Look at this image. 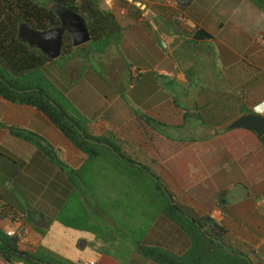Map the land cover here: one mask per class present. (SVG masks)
I'll list each match as a JSON object with an SVG mask.
<instances>
[{"label": "crops", "instance_id": "0c3cea01", "mask_svg": "<svg viewBox=\"0 0 264 264\" xmlns=\"http://www.w3.org/2000/svg\"><path fill=\"white\" fill-rule=\"evenodd\" d=\"M243 1L247 3L250 12L257 7L252 0ZM220 2L221 0H77L76 3L81 4V11L84 10L79 14L86 20L91 40L74 46L72 37L70 41L66 39L68 51L64 54L71 56L67 61L65 74L71 79L67 82L75 85V79L79 82L83 77L79 56H73L72 47L84 48L90 42H109L110 44L105 45L107 50L117 48L123 51L125 48L123 52L132 54L133 51L137 60L132 59L130 67L120 54L121 51L113 49V59L108 62L104 59V48L93 51L90 53V60L84 62L91 67L92 72V65L97 59L96 64L105 67L104 74H108V77L93 72L96 75L87 81L92 87L86 96L91 92L99 101H91L89 98L87 102L88 99L82 98L81 93H76L77 87L74 90L69 86L70 89L66 92L68 99L74 100L78 105L74 106L76 112L95 120L89 130L96 141L100 139L103 143L117 145L121 152L122 149L126 153L131 152L136 156L133 160L141 165L150 162L160 171L177 173L179 182L182 177L185 178L183 183L189 180L185 184L188 190H195L191 189L190 182L200 180L202 183L208 175L214 177L226 170L228 178H234L230 179L229 187L220 185L224 181L217 179L211 183L218 185L213 186L214 193L195 190L185 202L187 206L193 205L197 209L196 211L188 206L196 213L191 214L192 216L210 215L214 218L227 231L225 242L252 260L250 256L253 253H260L264 258V145L252 130L229 129L228 126L243 114L242 100L248 102L250 108L256 105L264 108V95L253 100L250 99L251 93L242 96L240 85L234 87L229 93L232 97L230 108L225 115H221L224 114L220 110L223 106H216L220 116L215 117L211 115L212 106L215 105L216 98L225 95L219 93V90H223L219 87V82H225V76L215 75L211 79L206 76L208 79L201 81L204 79L201 78L203 72H199L202 69L194 67L191 60L193 55L202 56L206 40H217L219 46L227 43L220 38L218 40L216 32L219 31H215L224 25L222 20L218 22ZM89 3L92 4V9L87 8L90 7ZM234 14L236 12L232 16ZM182 17L186 19V23L181 22ZM92 28L97 34L95 38ZM197 29L207 31L212 37H195ZM261 41L264 43V40ZM227 47H218L221 53L219 60L225 66L226 62L239 64L229 61L234 55L237 56V50ZM141 48L147 51L138 50ZM260 48L264 50V46ZM226 51H230L229 57ZM63 52L61 56L64 55ZM147 56L150 61L143 65ZM51 63V60H46L43 65ZM249 66L264 71L261 59ZM254 68L248 67L249 71L246 70L250 80L255 79ZM52 69L54 68H50V71ZM126 70L130 72V84H127L124 75ZM56 71V77L61 81L63 71L57 67ZM259 74L263 75L262 72ZM261 78L264 81L263 76ZM193 80H199L202 84L214 81L217 90L213 89L215 93H212L203 87L194 88L195 85L193 89H186L188 86L192 87ZM163 97L166 99L163 100ZM57 103L61 105L58 101ZM97 104L99 106L96 107ZM133 104L138 106V110L142 109L143 114L171 128V134L165 136L156 126L147 123L138 115ZM70 118L79 124L75 116ZM190 118L196 121L193 123ZM11 127L42 136L43 142L47 146L51 145L59 158L69 166L66 169L79 170L81 175L78 176L85 177L86 182L82 179L77 183L74 177L70 179L66 169L60 168L43 150L25 137L13 134ZM192 130L201 131L200 138L193 137ZM84 131L87 133L86 129ZM109 135L111 137H104ZM112 139L116 141L113 142ZM201 144V147H195ZM101 148L104 156L88 158L43 112L33 105L12 102L0 95V156L4 157L0 159V201L4 203L0 209V228L5 236L11 228L22 233L21 238L9 240L11 246L0 244L15 254H7L9 258L6 259L2 254L3 250H0V264H87L91 260H95L97 264H159L141 255L137 250V243L162 246L161 248L176 255H182L189 249L190 237L161 210L154 213V220L150 222L143 239L137 241L134 238L132 223L134 228H138L143 220L140 222L139 219L149 213L152 207L147 208L149 201L145 202V193L139 187H132L131 165L124 164L118 169L114 168L115 162L112 159L116 158L115 155L111 151L107 153L108 148ZM202 154L209 159L204 160ZM213 154L214 157H211ZM88 162L91 165L86 169ZM192 163L199 165L200 171L197 174L192 173L188 167ZM178 169L182 174L177 172ZM22 173L24 176L19 179ZM100 177H104L106 182H99ZM8 178L18 184L17 190L22 188L26 201L30 198L25 206L9 196ZM44 179L57 189L50 192L49 198L44 197L48 190L38 187L42 186ZM83 184L84 190L81 187ZM68 186L71 187V193L65 196ZM176 191L177 188H174V192ZM70 201H75L74 208L78 209L71 217H77V222H74L76 224L60 219L66 203ZM112 202L115 206L111 205ZM200 202L207 205H199ZM3 209L6 213L2 214ZM120 227L127 230H121Z\"/></svg>", "mask_w": 264, "mask_h": 264}, {"label": "rangeland", "instance_id": "374dc122", "mask_svg": "<svg viewBox=\"0 0 264 264\" xmlns=\"http://www.w3.org/2000/svg\"><path fill=\"white\" fill-rule=\"evenodd\" d=\"M223 2V3H222ZM221 4H219L218 6L221 5V13L219 10V15H218V22H220L222 20V24L223 27L220 28V30H215V31H219L216 32L217 33V39L220 38L221 41L223 42H227L226 44L223 45H218L216 41L213 40H206L203 44L202 47V52H204L201 55L197 56V55H193L191 57L192 60V64L194 65V67H198L202 70H200L199 72H203V75L201 76V78L204 77V79H202L201 81L205 80V79H211L212 77H214L215 75H224L225 76V82H219V87L223 88V90H219V93H224L225 95L221 96L220 98H216L215 100V105L212 106V111H211V115L213 116H220L217 111H216V106L218 107H222L220 110L222 112H224V114L221 115H225L227 110L230 108L232 100H231V96H230V91H232V88H236L237 86L240 85V92L242 93V96H247L246 94L251 93L252 96L250 97V99L256 98L259 95H264V81L262 80L261 76H263L264 78V71L260 70V68H254V66H249L250 64L255 65L256 61H258L259 59L262 60V66L264 67V50L260 47L264 46V43H262L261 40H264V15L262 12H264L261 8H259V10L257 9V7H254V9L252 10V12H250L249 7L247 5V3L243 0H221L220 2ZM233 12H236V14H233ZM219 40V39H218ZM106 44H110L109 42L107 43H95V42H90L87 46H85L84 48H76V47H72L73 49V56L74 55H78L79 56V66H81L82 69V73H83V77L81 78V80H76L75 85L70 84L67 80L71 79L69 76L67 77L65 74H67L66 71V66H67V61L71 56H68V54H64L61 57H58L56 59H52L51 60V64L48 65H42L40 68H37L33 71H29V76L27 77H23L22 75H15L6 65L2 64V62H0V75H2L3 77H5V79H7L9 82H12V84H15V82H18V84L20 83H24L27 82L29 80H31L32 84L34 86H40L42 87L45 92L52 97L53 99H55L56 101H58L62 107L68 112L69 116H75L76 119L79 121V125L81 126L82 129H86L87 133L89 135H91V130H89V126L95 123V120L86 115L83 116L82 113L80 112H76V109L74 108V106L78 105L74 102V100L70 101L68 99V95H67V90L70 89L69 86H71V89L75 87H77L76 89V93H81L82 98L84 99H88L87 102H89V98L91 101L96 100L97 102L99 101V99H97L98 97L93 95V93H89V96H86L87 93L89 92V90H91V85H89L87 83V81L90 80V78L94 75H101L104 77H108V74H104V72H106V69L104 66H102L101 64H96V60H94V63L92 65V72H91V67L89 65H87L84 61H88L90 60V53H92L93 51H97L100 50L101 48H104L106 50L104 59L106 62H108L109 59H113V55H111V51L113 49H116L117 52L121 51L120 54L124 56L126 64H129L131 62L132 59H136L134 58L133 55V51L132 54L131 53H126L123 52L125 51V48L123 49V51L120 49L118 50L117 48H109V50L106 49L105 45ZM250 45L248 48H246V46ZM229 46L232 50L236 49L237 50V56L234 55L233 58L229 59L230 62L233 63H239V64H228L226 62V66L229 68H226V66L219 60V58L221 59V53L219 52L220 49L218 47H227ZM227 47V48H229ZM229 48V49H230ZM103 49V50H104ZM226 48H224L225 50ZM138 50H144L147 51L145 48H141ZM149 51L151 49H148ZM222 51V50H221ZM228 54V57L231 55L230 51H226ZM188 55V54H187ZM249 55H254V57H250ZM227 57V58H228ZM93 59V57H92ZM145 59V63H143V65H146V63L148 61H150V57L147 56L144 58ZM188 60V58H187ZM130 65V64H129ZM56 67L60 70L62 69L63 73L61 72V76H62V80L59 81V79L56 77ZM131 67V65H130ZM254 68L253 74L254 72L255 74V79L254 80H250L249 77H247L246 74V70L249 71V69L247 68ZM50 68H54L52 69V71H50ZM93 72H96V74H94ZM263 73V75L259 74V73ZM125 77L127 79V84H130L131 82V76H130V72L126 70L125 72ZM206 76L208 78H206ZM195 85V86H194ZM196 88V86L199 87H203L204 89H209L212 91V93H215L216 86L214 81H212L210 84L207 83H200L199 80H193L192 83V87L188 86L186 87V89H193ZM215 89V90H213ZM88 91V92H87ZM183 91V89H181V92ZM194 91V90H193ZM208 91V90H207ZM226 92V93H225ZM235 95V94H234ZM77 96V100H78V95ZM243 97V98H244ZM247 98V97H246ZM166 98L163 97V100H165ZM244 102V110H246L247 108L249 109V103L245 102V100H242ZM251 101V100H250ZM130 103L132 104L133 102L130 101ZM164 105V103H163ZM99 106V104L96 105V107ZM133 107L138 111V115L141 116L144 112L143 110H138V106L133 104ZM253 110V108H250ZM78 110H81L80 108ZM85 113V112H84ZM191 119V118H190ZM191 121L194 123L196 120L191 119ZM158 131L160 133H164L165 136H167L168 134H171V128H169L168 126H166L165 124L162 125H158L157 126ZM193 133V137L195 138H200L201 135V131L198 130H192L191 131ZM92 136V135H91ZM95 137V136H92ZM105 138H109L111 137L109 136H104ZM113 142H115V139H112ZM195 141H197L195 139ZM33 142V141H32ZM35 142V141H34ZM33 142V143H34ZM117 146V145H116ZM201 145H197L195 147H201ZM8 147H10V145H8ZM101 148V147H100ZM12 149V147H11ZM102 149V148H101ZM121 150H119L120 152ZM122 155L124 156L123 158L126 160H132V159H136L135 155L131 154V152L126 153L123 149H122ZM211 153H214L213 150H210ZM15 152V150L13 151ZM126 157V158H125ZM214 157V154L211 156ZM210 157V158H211ZM4 158L2 156H0V159ZM202 158L204 160L209 159V157H205L204 154H202ZM120 159L118 157L112 159L113 162H117ZM127 162V161H126ZM144 163V162H143ZM150 163V162H149ZM148 162H145L144 164V168L146 169L148 176L147 177H141V181L139 179L136 178H131V185L132 187H139L141 189H145V202L148 203L149 199L152 198L154 200V209H156L157 211L159 210V207L162 205H165L166 199L170 196L174 197L175 200L179 203L180 208L182 209V211H184V213L190 215L191 217H194L196 219H199V215H195L192 216L191 214H196L194 213L190 208H188V206L194 208L193 205H188L185 202L186 198L190 197L191 194H194V191L196 190H202V191H207L209 190V192L214 193L215 189L213 188V186H218L217 184H211L213 182H216L215 180L217 179H221L223 182V184H220L222 186H227L230 185V179H234V178H228L229 174L227 173V171H223L220 174L215 175L214 177H211L208 175V178H206L204 180V182L200 183V180L198 182L196 181H192L191 183V189L195 188V190H188L185 188V184L189 181L186 180L185 183H183V180H185L184 177L181 178V181L179 182V175L177 173H173L172 171L169 173L167 172V170H158V168L151 164H149ZM207 163V162H206ZM91 163L88 162L87 167H90ZM172 165V162H171ZM69 166H67L66 168H68ZM189 169L192 173L197 174L200 171L199 165H195V164H189ZM207 169L210 168V166L207 163ZM103 168V167H101ZM133 169V166L131 167ZM149 169L151 170V172L149 171ZM85 170V168H84ZM177 172L181 173V170H177ZM151 173H153L155 176H153ZM103 174V173H101ZM182 174V173H181ZM24 176V173L20 174V176L18 177L19 179H21ZM9 179V178H8ZM77 183L80 182V180L84 182H86V178H81L78 175L74 176L73 178ZM95 179V178H94ZM117 180V178H115ZM161 183L162 189L156 187L154 185V181L156 180ZM119 180H121V178H119ZM145 180L146 185L143 183V181ZM10 186H8L9 189V196L10 197H14L18 203L23 204L24 206L26 205V203H28L27 201L30 200L27 199V201L25 200L24 197V192L20 190H17L18 184L15 183L13 180H10ZM99 182H106V179L104 177H100ZM97 181V182H98ZM113 182H115V180H112ZM173 181V182H172ZM17 187V188H16ZM38 187L42 188L43 190H48L47 193H44V197L45 198H49L50 196V192L53 191H57L56 187L53 184H50V182L47 179L43 180L42 186L38 185ZM84 190L85 186L83 184V186H81ZM174 188H177V191L174 192ZM71 187L68 186L67 192L65 194V196H68L70 192ZM168 192V193H167ZM31 194V193H30ZM209 195V194H208ZM213 195V194H211ZM32 200V199H31ZM112 199H110L109 203L111 202ZM264 200V199H263ZM124 201L126 202V199L124 198ZM75 201H70L68 203H66V207L64 208V211L62 213V216L60 217V219L66 223L69 222H77V217H73L71 218L76 211H78L77 208H74L75 206ZM3 202L0 201V209H2L3 207ZM115 203L112 202L111 205H114ZM143 204V199L141 198L140 201V206H142ZM207 205L204 202H200L199 205ZM153 206V205H151ZM150 206H147V208L149 209ZM196 211L197 209L194 208ZM82 215V214H81ZM80 215V216H81ZM201 216V215H200ZM142 217V216H141ZM81 219V218H80ZM142 223H140V226L138 228H134V225L132 223L131 226V232L134 236V238H137V241H140V239L145 236V234L148 232V228L150 226V222L152 221V214L148 213V215L143 216L142 218L139 219V221ZM144 222H146L147 224H145ZM149 223V224H148ZM76 224V223H74ZM121 230H127L124 227H120ZM120 230V231H121ZM117 233V232H116ZM0 234L4 235L3 231L0 228ZM5 236V235H4ZM221 241V240H219ZM224 241V240H223ZM162 247V246H161ZM159 247V248H161ZM232 248V246H230ZM41 250H43L44 248L40 247ZM161 249H164L161 248ZM45 250V249H44ZM166 250V249H164ZM34 251V249H33ZM168 251V250H167ZM46 252V251H45ZM247 257V255H246ZM252 258V260H250L249 256L247 257L249 259V261L253 262L254 264H264V258L261 256V254H251L250 256ZM261 261V262H259Z\"/></svg>", "mask_w": 264, "mask_h": 264}, {"label": "trees", "instance_id": "16d2710c", "mask_svg": "<svg viewBox=\"0 0 264 264\" xmlns=\"http://www.w3.org/2000/svg\"><path fill=\"white\" fill-rule=\"evenodd\" d=\"M76 1L0 0V62L6 65L15 75H22L25 78L29 76V71L40 68L46 60H52L40 49L32 48L20 40L18 36L19 28L23 23H27L31 27L41 31L54 28L61 24V20L52 6L54 4H61L75 12L82 13L84 10L81 11V4H77ZM252 1L264 11V0ZM89 4L90 7L87 6V8L92 9V4ZM91 32L94 38L97 37L93 28ZM195 37L209 39L212 35L203 29H197ZM67 38L69 41L71 40L70 35ZM67 47L66 41V45L63 47V54L68 51ZM18 83L19 81L12 84V82H9L5 77L0 75V95L12 102L33 105L43 112L76 147L88 155V158L104 156V152L100 147H105L109 149L106 151L107 153L111 151L115 157L120 159L113 164L114 168L118 169L121 165L130 164L131 167L133 166L132 171H130L132 174L131 178L133 177L141 181V177L148 176L147 168H144V164L141 165L133 159L128 161L126 157L124 159L122 152H119L121 150L119 147L112 143H103L100 139L96 141L91 135L86 133L42 87L34 86L31 80ZM249 111H252V109H243V113ZM141 117L154 127L161 125V122L145 114H142ZM10 130L13 134L25 137L30 142L35 141L34 144L40 150H43L53 162L57 163L60 168L66 169V163L59 158L51 145L47 146L43 142L44 138L42 136L17 127H11ZM66 170L70 179L75 174L81 175L79 170ZM151 174L155 176L153 173ZM159 182L157 180L154 181V185L162 189ZM143 183L146 185L145 180ZM140 190L145 193V189L140 188ZM154 205V200L150 198L149 206L152 207V210L149 213L153 216L152 221L155 217L154 213L161 210L166 217L190 237L191 245L184 254L176 255L159 247L145 246L137 243V250L144 257L154 260L159 264H252L246 256L237 252L225 242L224 238L227 231L210 215L201 216L199 219L191 217L182 211L179 203L172 196L166 199L165 205L160 206L158 211L154 209ZM1 212L4 213V209ZM145 215H148V213ZM12 238L14 239V237L8 235L0 236V244L11 246L9 240H12ZM3 240H6V242ZM0 248V250H3L2 254L5 255L6 259L9 258V255H15L13 254L14 251L12 253V250H6L2 246Z\"/></svg>", "mask_w": 264, "mask_h": 264}, {"label": "water", "instance_id": "95a60500", "mask_svg": "<svg viewBox=\"0 0 264 264\" xmlns=\"http://www.w3.org/2000/svg\"><path fill=\"white\" fill-rule=\"evenodd\" d=\"M57 12L61 26L50 28L45 31L37 30L27 23H23L19 28V39L36 47L52 59L61 56L65 43V33L68 32L74 46H80L91 40L86 20L77 12H74L64 5L52 6ZM229 129L246 128L255 132L264 145V115L256 112H245L235 119Z\"/></svg>", "mask_w": 264, "mask_h": 264}, {"label": "built area", "instance_id": "2783aa9c", "mask_svg": "<svg viewBox=\"0 0 264 264\" xmlns=\"http://www.w3.org/2000/svg\"><path fill=\"white\" fill-rule=\"evenodd\" d=\"M182 23H186V19L184 17L180 18ZM7 235L10 237H16V238H21L22 237V233L20 231H18L16 228H11L9 230H7ZM87 264H97L95 260H91L90 262H88Z\"/></svg>", "mask_w": 264, "mask_h": 264}, {"label": "clouds", "instance_id": "9594fccd", "mask_svg": "<svg viewBox=\"0 0 264 264\" xmlns=\"http://www.w3.org/2000/svg\"><path fill=\"white\" fill-rule=\"evenodd\" d=\"M251 112H256V113L264 115V108H260V105H256L255 107H253V110ZM4 213H6V212H4ZM2 214H3V212H2ZM10 215H12V213Z\"/></svg>", "mask_w": 264, "mask_h": 264}, {"label": "flooded vegetation", "instance_id": "af4514ba", "mask_svg": "<svg viewBox=\"0 0 264 264\" xmlns=\"http://www.w3.org/2000/svg\"><path fill=\"white\" fill-rule=\"evenodd\" d=\"M53 6H57V4H54ZM59 26H61V24L58 25V26H56V27H59ZM54 28H55V27H54ZM68 35H69V33L66 32V33H65V43H64V46L66 45V38H67ZM26 44H28V43H26ZM28 45H29V44H28Z\"/></svg>", "mask_w": 264, "mask_h": 264}]
</instances>
